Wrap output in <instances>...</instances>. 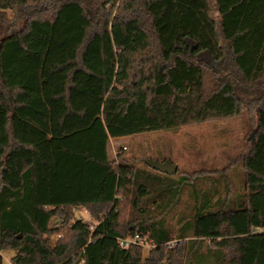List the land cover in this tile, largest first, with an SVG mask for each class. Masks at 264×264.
Returning a JSON list of instances; mask_svg holds the SVG:
<instances>
[{
  "label": "trees",
  "instance_id": "16d2710c",
  "mask_svg": "<svg viewBox=\"0 0 264 264\" xmlns=\"http://www.w3.org/2000/svg\"><path fill=\"white\" fill-rule=\"evenodd\" d=\"M113 23L152 39L154 74H137L144 55L119 77ZM243 111L255 124L239 184L236 168L191 178L112 156L113 139ZM82 207L93 228L72 221ZM260 227L264 0H0V251L12 264H264ZM135 233L155 243L146 256L119 245Z\"/></svg>",
  "mask_w": 264,
  "mask_h": 264
},
{
  "label": "rangeland",
  "instance_id": "374dc122",
  "mask_svg": "<svg viewBox=\"0 0 264 264\" xmlns=\"http://www.w3.org/2000/svg\"><path fill=\"white\" fill-rule=\"evenodd\" d=\"M116 9L117 7L114 8V13ZM111 31L117 47L119 77L126 78L130 67L144 55L147 58L138 68L137 74L139 76L154 74V59L151 58L152 39L131 25L124 28L119 23H113ZM250 118L249 112L243 111L237 117L194 123L180 128L177 132L148 131L113 139L112 156L117 157L121 154L136 164L143 162L145 158L160 162L170 159L179 166L180 174H186L191 178L202 173L219 176L227 171L231 173L236 168L233 171L235 174L233 178L236 184H239L238 177L242 172L240 163L254 139L252 128L255 122H251ZM82 218L91 226L97 224V220L85 207L75 208L72 221ZM171 220L175 222L174 218ZM57 222L61 224L62 220H54V224ZM58 237L59 235L53 236L54 239ZM173 237L174 240L177 239V233ZM143 252L146 256L149 248L143 247ZM14 254L13 250L0 251V264H12L11 258Z\"/></svg>",
  "mask_w": 264,
  "mask_h": 264
},
{
  "label": "built area",
  "instance_id": "2783aa9c",
  "mask_svg": "<svg viewBox=\"0 0 264 264\" xmlns=\"http://www.w3.org/2000/svg\"><path fill=\"white\" fill-rule=\"evenodd\" d=\"M93 227L94 226H91V228H93ZM263 230L264 229L262 227H260V228H257L256 231L260 232V231H263ZM177 242H178V239H175V240L172 239V240L166 242V247L173 248V246ZM132 244H138V245H140L142 247L149 248V250L152 249L153 246H155L154 241L150 239L149 235L145 236V235H142L140 233H135V234H132L131 236H128V237L119 238V245L122 248H128Z\"/></svg>",
  "mask_w": 264,
  "mask_h": 264
},
{
  "label": "water",
  "instance_id": "95a60500",
  "mask_svg": "<svg viewBox=\"0 0 264 264\" xmlns=\"http://www.w3.org/2000/svg\"><path fill=\"white\" fill-rule=\"evenodd\" d=\"M142 161L144 164L146 163L149 167L153 168L154 170L160 171L161 173H166L168 175H175L179 169V166L173 163L170 159H166L160 162L152 158H145Z\"/></svg>",
  "mask_w": 264,
  "mask_h": 264
},
{
  "label": "crops",
  "instance_id": "0c3cea01",
  "mask_svg": "<svg viewBox=\"0 0 264 264\" xmlns=\"http://www.w3.org/2000/svg\"><path fill=\"white\" fill-rule=\"evenodd\" d=\"M152 75V74H151Z\"/></svg>",
  "mask_w": 264,
  "mask_h": 264
}]
</instances>
